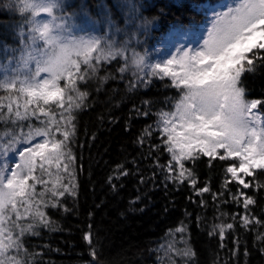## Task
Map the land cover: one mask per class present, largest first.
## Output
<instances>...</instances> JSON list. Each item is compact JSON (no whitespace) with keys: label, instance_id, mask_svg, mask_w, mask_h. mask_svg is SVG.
<instances>
[{"label":"trees","instance_id":"obj_1","mask_svg":"<svg viewBox=\"0 0 264 264\" xmlns=\"http://www.w3.org/2000/svg\"><path fill=\"white\" fill-rule=\"evenodd\" d=\"M30 2L54 5L52 13L55 23L61 25L57 30L60 35L75 40L95 38L118 53L107 60L102 58L99 64L93 59L95 74L77 81L78 89L88 93L84 101L88 107L76 112L73 152L77 157V195L61 198L62 206L57 208H44L50 225L38 227V236L24 237L31 264H185L187 258L179 250L188 248L194 264H264V242L256 239L264 228L255 226L248 231L234 221L233 215L243 209L223 187L224 180L230 179L226 167L238 166V160L210 161L201 156L195 163L185 161L186 167L194 168L198 187L207 184L211 192L224 193L214 201L211 193L195 196L188 183L176 186L163 182L166 173L154 170L150 167L152 159L140 155L148 152V143L140 146L138 142L145 135L144 129L151 126L152 134L145 139L152 145L161 144L159 161L167 164L170 156L161 143L166 137L157 127L159 114L174 111L181 96L170 77L148 76L151 68L137 67L139 60L146 65L164 61L160 41L170 36L174 40L168 59L177 56L179 50L198 49L203 44L201 35L206 38L216 14L241 0H0V82L16 77L14 88L0 87V102L4 104L8 97L20 95L19 81L35 71V63L25 66L22 59L30 50L35 23L52 19L47 14L34 16ZM199 29L204 32L194 40ZM39 43L46 47L43 41ZM97 55L93 53V57ZM80 68L84 73L87 66L81 63ZM46 77L42 73L40 79ZM141 77L150 83L143 86ZM241 80L246 99L264 101V64L257 62L255 70L242 74ZM64 83L60 80L59 86ZM137 108L149 114L137 116ZM0 111L7 114V108ZM258 113L264 120V104L258 106ZM29 123L37 125L38 121L0 120V142L13 133L21 136L29 132ZM133 158L138 165L132 163ZM7 159L14 166L18 157L9 154ZM122 162L127 169L138 166L142 171L114 181L118 191L113 192L106 181ZM144 175L155 179L141 183L140 176ZM245 179L264 185V169H256L253 177ZM238 187L235 182L228 185L232 193ZM36 189L37 193L43 190L39 184ZM244 191L257 200L251 206L253 214L264 220V187ZM201 199L206 207L200 204ZM65 208L71 211L65 212ZM226 223H233L234 228L226 229V238L221 241L214 226ZM181 226L186 231L176 232ZM88 232L98 253L95 259L89 242L83 239ZM237 238L239 244L235 243Z\"/></svg>","mask_w":264,"mask_h":264},{"label":"snow or ice","instance_id":"obj_2","mask_svg":"<svg viewBox=\"0 0 264 264\" xmlns=\"http://www.w3.org/2000/svg\"><path fill=\"white\" fill-rule=\"evenodd\" d=\"M30 4L28 7L34 16L47 14L52 19L35 23L32 30L35 35L30 38V50L22 59L25 66L29 62L35 63V71H30L19 81L21 87L17 91L20 95L8 97L7 104L0 102V109L7 108L6 115L0 111V120L15 123L35 118L38 121L37 125H27L29 132L21 136L13 133L0 142V264H31L24 237L38 236V227L50 225L44 208H57L62 206L61 198L76 197L77 157L73 152L77 135L76 112L88 107L84 103L88 93L78 89L77 81L95 74L97 69L91 63L93 59L99 64L102 58L107 60L118 54L110 44L102 45L95 38L67 39L57 31L61 25L55 23L54 5L47 4L35 11ZM40 41L46 47H42ZM33 44L36 46L32 47ZM93 53L98 55L93 57ZM257 62L264 64V0H241L217 13L198 49L179 50L177 56L157 65H146L143 59L137 64V67L151 68L148 76L170 77L172 85L181 90L175 110L161 112L157 125L161 136L166 137L161 143L170 156L169 161L166 165L161 164V144L152 145L145 139L152 134L151 126L138 138L140 146L149 145L148 152L140 155L152 159L150 167L154 170L166 173L163 182L176 186L188 183L195 196L211 193L214 201L224 193L211 192L207 184L198 187L195 170L186 167L185 161L195 163L201 156L210 161L238 160V166L226 167L230 179L224 180L223 187L243 209L232 219L248 231L255 226L264 228V220L257 218L251 208L257 200L244 191L264 187L245 179L253 177L256 169H264V120L258 113V106L264 101L246 99L241 80L242 74L255 70ZM81 63L87 66L84 73H81ZM42 73L47 77L40 79ZM60 80L65 81L63 87L59 86ZM149 83L141 77L143 86ZM15 86L16 77L0 82V87L6 90ZM53 105L58 112L53 110ZM135 112L137 116L149 114L146 109L137 108ZM92 140H95L94 133ZM9 154L18 157L14 166L7 159ZM132 163L138 165L136 158ZM141 171L138 166L134 170L127 169L122 162L113 169L106 182L116 192L118 188L114 181ZM149 179H155V176H140L141 183H147ZM233 182L240 186L236 193L228 188ZM38 184L43 189L39 193ZM200 204L207 206L204 199ZM214 227L219 229V239L224 241L225 230L233 229L234 224H216ZM175 231L184 233L186 227H177ZM209 235H215V232H209ZM83 239L89 242L95 259L98 253L91 233H85ZM256 239L264 242V232H258ZM235 243L239 244V238ZM179 254L187 258L185 264H194L190 248L179 250Z\"/></svg>","mask_w":264,"mask_h":264},{"label":"clouds","instance_id":"obj_3","mask_svg":"<svg viewBox=\"0 0 264 264\" xmlns=\"http://www.w3.org/2000/svg\"><path fill=\"white\" fill-rule=\"evenodd\" d=\"M46 6H47L46 3H38V4H33V3H31V4H30V7H31L33 10H35V11H39L40 9H42V8H44V7H46Z\"/></svg>","mask_w":264,"mask_h":264}]
</instances>
